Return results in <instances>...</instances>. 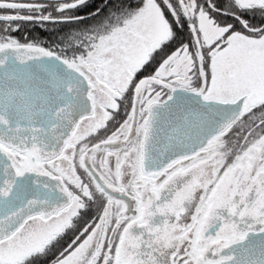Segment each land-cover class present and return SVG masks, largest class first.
Segmentation results:
<instances>
[{"label":"snow or ice","instance_id":"snow-or-ice-1","mask_svg":"<svg viewBox=\"0 0 264 264\" xmlns=\"http://www.w3.org/2000/svg\"><path fill=\"white\" fill-rule=\"evenodd\" d=\"M0 264H264V0H0Z\"/></svg>","mask_w":264,"mask_h":264},{"label":"trees","instance_id":"trees-1","mask_svg":"<svg viewBox=\"0 0 264 264\" xmlns=\"http://www.w3.org/2000/svg\"><path fill=\"white\" fill-rule=\"evenodd\" d=\"M24 29H26L31 35L39 36L41 39H44V40H48L52 36V32L50 31L51 26H49V31H45L44 29H40L38 27L30 28L29 26L24 27Z\"/></svg>","mask_w":264,"mask_h":264},{"label":"flooded vegetation","instance_id":"flooded-vegetation-1","mask_svg":"<svg viewBox=\"0 0 264 264\" xmlns=\"http://www.w3.org/2000/svg\"><path fill=\"white\" fill-rule=\"evenodd\" d=\"M30 27V28H34L33 26H31V25H24V27Z\"/></svg>","mask_w":264,"mask_h":264},{"label":"rangeland","instance_id":"rangeland-1","mask_svg":"<svg viewBox=\"0 0 264 264\" xmlns=\"http://www.w3.org/2000/svg\"><path fill=\"white\" fill-rule=\"evenodd\" d=\"M21 35H22V33H21Z\"/></svg>","mask_w":264,"mask_h":264}]
</instances>
